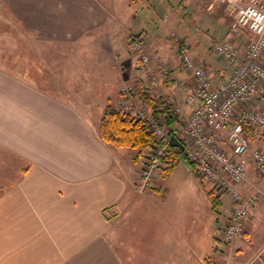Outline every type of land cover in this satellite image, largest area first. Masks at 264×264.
<instances>
[{
    "label": "crops",
    "instance_id": "obj_1",
    "mask_svg": "<svg viewBox=\"0 0 264 264\" xmlns=\"http://www.w3.org/2000/svg\"><path fill=\"white\" fill-rule=\"evenodd\" d=\"M3 1L10 15L34 23L32 30L41 39L75 44V63L82 62V67L75 72V103L0 67V264H264L262 195L244 223V235L234 241L221 239L231 210L220 215V236L190 233L185 218L169 215L167 200L138 190L141 160L133 161L138 151L101 140L99 122L107 105L132 115L136 105L150 108L137 96H119L128 85L146 79L143 72L127 74V65L135 67L127 51V56L119 55L118 68L110 56L101 57L106 46L91 33L103 30L107 19L97 0ZM175 1L191 9L187 44L193 61L210 72L213 82L223 81L228 64L202 50L203 34L213 40L215 32L226 30L223 40L244 45L247 35L229 30L228 13L258 0H205L202 5ZM146 3L143 8H149ZM150 54L161 59L160 52ZM171 60L175 65L159 89L179 104L186 120L191 108L183 101L193 80L180 58ZM158 64L151 63L157 78ZM260 104L252 100L247 107ZM249 141L252 150H264V142ZM246 162L248 175L238 190L245 196L254 191L264 195V179L257 178L249 158ZM181 224L183 230L176 231L175 225ZM193 240L199 241L197 251Z\"/></svg>",
    "mask_w": 264,
    "mask_h": 264
},
{
    "label": "rangeland",
    "instance_id": "obj_2",
    "mask_svg": "<svg viewBox=\"0 0 264 264\" xmlns=\"http://www.w3.org/2000/svg\"><path fill=\"white\" fill-rule=\"evenodd\" d=\"M223 1L225 2L226 0ZM97 2L101 5L99 9L107 19V22L102 25L103 30L91 33L92 37H94L93 39H96L97 42H103L106 46L100 49L102 52L101 57L104 58L103 55L110 56L112 61H115L117 67L120 62L118 60L119 55H123L127 51L129 57L131 56L130 59H133L135 64V67L132 69L128 68L129 65L126 66L127 74L135 76L139 72H143L146 79V81L143 80L144 82H137L138 84L131 88L128 85V89H124L125 91L121 93L119 92V96H129L131 100L137 96L139 100L142 99V104L149 106V108V99L158 100L159 103L164 101L166 105L170 106V109L178 120L176 133L178 138L181 139L179 133L187 119L183 120L184 117L179 104L161 92L159 86L166 84L164 77L169 75V70L175 65L171 58L176 60V62L179 61L177 44L183 43L188 46L187 41H190V37L187 29L191 24L187 13H190L191 9L188 7L184 9L180 8L179 2L175 0H170L171 4L167 0H97ZM145 2H147L146 4L149 8H143L146 6ZM197 2L202 5L205 3V0H197ZM258 3L264 5V0H258ZM33 25L34 23L30 22L27 24L23 23L22 16L10 15L6 3L0 0V67L8 72L24 77V80L31 84V86L35 85L40 89H46V91H51L63 99L75 103V72L78 71L77 68L82 67V62L75 63V56L78 57V53L75 55V44L69 41L63 44H51L41 39L39 32L32 30ZM225 32L226 30L215 32L213 40L203 34L204 42L201 44L202 50L205 49L208 55L215 57L221 65L226 64V61L214 52L213 47L217 42L223 40ZM200 33H197V35L201 36ZM136 34H140L139 36H141L142 41L147 44L149 53L151 51L154 53L160 52L161 59L152 55V61L160 63L156 66L155 70V73L159 77L155 76L158 81L157 87L151 86L149 75L142 71L143 69L140 63H138L137 56L129 45V36ZM175 40L178 42H175ZM191 41L194 43V40ZM128 54L125 55L127 56ZM85 56L87 57L88 54ZM165 56L169 58L165 59ZM113 57L116 60H113ZM162 69L168 71L166 76H164ZM85 90L86 88L82 86L80 92H84ZM116 98L113 99L116 100ZM135 103H138V101L136 100ZM260 105L261 107L256 110H264V104ZM184 106L189 107L185 103ZM143 107L141 105L133 107V109L136 108L135 114H143L148 119L150 128L157 125L158 127H163L169 133L161 118L152 117L151 108L147 110L148 107ZM250 134V139H258L264 142L261 140L264 138H261L253 131H250ZM155 141L156 145L162 143L159 139ZM150 150L151 148L143 150L140 153V157H147L150 154ZM165 167L166 162H163L160 171L155 173V179H153L150 186L156 187L157 191L146 189L148 195H151L152 199L167 200L168 202L165 206L169 211V215L175 216L177 219L185 218L186 227L188 223L192 226L188 232H192L193 234L200 233L201 235L218 232L216 236H220V231L223 227H220L223 224L220 215L224 213L228 214L232 209L230 197L222 193L214 185L208 183L207 180L198 174L196 167H194L195 171H192L178 163L170 172H164ZM256 176L259 179H264V177L259 175ZM208 193H213L219 199L220 205L216 211H212L210 208L211 203L207 197ZM254 194L259 196L257 202L261 199V195L264 197L263 193L260 194V192L257 193L256 191L246 196ZM160 211L162 212L164 209L161 208ZM217 218H219L218 223L216 222ZM182 225H175L174 229L182 231ZM204 225L210 226L204 227ZM197 226L201 227V229ZM223 229L221 231V239ZM193 234L192 237L194 238ZM198 242L192 241L193 248L196 251L199 250Z\"/></svg>",
    "mask_w": 264,
    "mask_h": 264
},
{
    "label": "built area",
    "instance_id": "obj_3",
    "mask_svg": "<svg viewBox=\"0 0 264 264\" xmlns=\"http://www.w3.org/2000/svg\"><path fill=\"white\" fill-rule=\"evenodd\" d=\"M228 18L229 29L243 32L249 39L244 45L232 40L214 45V52L227 61L230 69L223 81L213 82L209 71L193 62L188 46L177 44L181 63L193 79V88L184 99L191 112L179 135L187 161L208 183L230 197L232 209L222 232L225 243L243 235L244 222L257 203V195L245 196L238 190L248 175L247 158L256 174L264 177V150H252L249 141V131L264 138V110L247 107L253 99L264 103V5L253 1L233 7ZM129 44L149 75L151 86L157 87L151 68L153 57L144 41L138 35H130ZM162 71L168 74L167 70ZM137 116L148 121L143 114ZM151 132L162 143L152 148L142 163L139 191L150 187L167 148V131L155 125Z\"/></svg>",
    "mask_w": 264,
    "mask_h": 264
},
{
    "label": "trees",
    "instance_id": "obj_4",
    "mask_svg": "<svg viewBox=\"0 0 264 264\" xmlns=\"http://www.w3.org/2000/svg\"><path fill=\"white\" fill-rule=\"evenodd\" d=\"M148 104H150L152 117L158 119L160 117L168 128L169 134L178 137L176 133L178 120L170 106L166 105L164 101L159 103L158 100L153 99H149ZM99 136L105 144L114 148L138 151L136 158L133 160L134 162L140 157L141 151L151 148L156 143L150 127L145 121L137 119L128 112L117 110L111 105H107L103 110L99 122ZM179 155L178 149L166 148L165 155L162 158V161L166 162L164 172H170L180 163ZM183 156L187 161L185 155ZM187 163L189 162L187 161ZM189 166L192 171H195L192 164L189 163ZM207 197L211 203V210L216 211L220 205L219 199L213 193H208Z\"/></svg>",
    "mask_w": 264,
    "mask_h": 264
},
{
    "label": "water",
    "instance_id": "obj_5",
    "mask_svg": "<svg viewBox=\"0 0 264 264\" xmlns=\"http://www.w3.org/2000/svg\"><path fill=\"white\" fill-rule=\"evenodd\" d=\"M168 145L171 148H176L179 150V152H180V155H179L180 164L183 165L184 167H186L188 170H190L191 168H190L189 164L185 161V159L183 157L184 147L181 144V142L175 136H170L169 141H168Z\"/></svg>",
    "mask_w": 264,
    "mask_h": 264
}]
</instances>
